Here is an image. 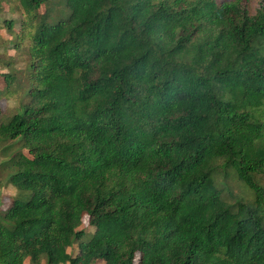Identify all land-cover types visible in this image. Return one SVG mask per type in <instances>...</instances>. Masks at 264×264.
Returning a JSON list of instances; mask_svg holds the SVG:
<instances>
[{
	"label": "trees",
	"instance_id": "16d2710c",
	"mask_svg": "<svg viewBox=\"0 0 264 264\" xmlns=\"http://www.w3.org/2000/svg\"><path fill=\"white\" fill-rule=\"evenodd\" d=\"M17 5L0 264H264V0Z\"/></svg>",
	"mask_w": 264,
	"mask_h": 264
},
{
	"label": "rangeland",
	"instance_id": "374dc122",
	"mask_svg": "<svg viewBox=\"0 0 264 264\" xmlns=\"http://www.w3.org/2000/svg\"><path fill=\"white\" fill-rule=\"evenodd\" d=\"M44 12L45 8L42 7L40 13L44 14ZM21 18L22 13L18 8L17 0H2L0 10V90H4L5 88L3 77H1L4 74H15L18 83L22 86L17 93L9 97H4L0 101V108L4 113H8L9 111L12 112L18 106L22 89H24L26 85L27 71L30 66L29 40L27 38L23 42L20 40V35H22L23 30L21 27V20H19ZM3 147L4 145H0V164L7 159L1 154ZM23 152L27 154L26 150ZM0 180V205L7 206L10 197L14 196L16 192L12 186L4 183V181L2 182L1 178ZM229 183L228 191L231 192L237 200L243 203L252 201L253 194L247 187L236 181H230ZM3 208L5 207L3 206ZM82 229L88 233L93 232V229L89 227L87 217L83 219ZM76 249L77 246H74L67 251L77 254L78 251H76ZM138 260L139 256L137 255L136 261L138 262ZM37 263L45 264L44 261H39ZM24 264H31L30 260L27 258Z\"/></svg>",
	"mask_w": 264,
	"mask_h": 264
}]
</instances>
